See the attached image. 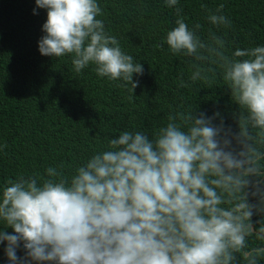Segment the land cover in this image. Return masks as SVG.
<instances>
[{
  "label": "clouds",
  "instance_id": "obj_1",
  "mask_svg": "<svg viewBox=\"0 0 264 264\" xmlns=\"http://www.w3.org/2000/svg\"><path fill=\"white\" fill-rule=\"evenodd\" d=\"M47 10L38 41L41 55L71 57L75 73L90 65L99 78L121 81L133 93L144 68L122 50L97 19V0H35ZM175 27L165 42L172 55L191 57L190 81L212 83L216 68L231 101L238 131L204 112L170 114L152 138L125 131L68 177L63 165L46 176L20 174L0 189V230L9 264H260L264 246V46L226 54V40L198 35L178 0ZM206 9V5H201ZM209 10L216 27H231ZM36 14L35 9L33 10ZM163 45H158L162 47ZM244 58V59H239ZM212 65V66H205ZM211 74V75H210ZM189 85L183 79L179 87ZM7 145H0V150ZM255 202H250V200ZM259 215L260 219L253 221ZM24 249L18 256L17 250Z\"/></svg>",
  "mask_w": 264,
  "mask_h": 264
},
{
  "label": "trees",
  "instance_id": "obj_2",
  "mask_svg": "<svg viewBox=\"0 0 264 264\" xmlns=\"http://www.w3.org/2000/svg\"><path fill=\"white\" fill-rule=\"evenodd\" d=\"M97 2L103 10L97 19L106 32L143 65V75L133 76L139 80L133 93L130 85L120 87L121 81L99 78L94 66L75 73L70 56L41 55L38 41L45 35L47 10L37 8L35 0H0V145H7L0 150V189L20 174L46 176L49 167L63 165L64 174L71 177L93 155L109 150L110 139L125 131L152 138L170 114L180 111L196 110L207 117L219 112L213 123L223 119L226 128L238 131V106L220 69L210 84L191 82L193 58L169 51L165 37L175 27V7H167L165 0ZM221 4L231 27L218 28L207 20L209 10L215 12ZM178 6L189 27L202 25V40L212 34L223 37L229 56L236 49L264 46V0H178ZM181 79L189 86L179 87ZM0 230L13 233L2 221ZM6 245L0 243V264H9ZM249 245L264 242L250 238ZM17 255H24L22 244Z\"/></svg>",
  "mask_w": 264,
  "mask_h": 264
}]
</instances>
